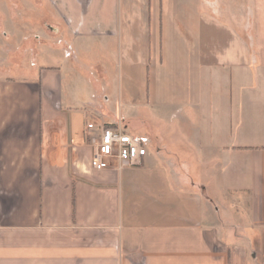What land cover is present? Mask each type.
I'll list each match as a JSON object with an SVG mask.
<instances>
[{
    "label": "crops",
    "instance_id": "0c3cea01",
    "mask_svg": "<svg viewBox=\"0 0 264 264\" xmlns=\"http://www.w3.org/2000/svg\"><path fill=\"white\" fill-rule=\"evenodd\" d=\"M179 1L219 10L229 44L203 50L200 24L201 43L180 46L194 55L176 103L152 76L167 66V0L140 14L123 0H47L56 62L0 76V264H264V48L251 55L250 0ZM235 26L247 42L231 44ZM111 50L140 73L129 103ZM92 122L147 138L142 165L94 171Z\"/></svg>",
    "mask_w": 264,
    "mask_h": 264
},
{
    "label": "rangeland",
    "instance_id": "374dc122",
    "mask_svg": "<svg viewBox=\"0 0 264 264\" xmlns=\"http://www.w3.org/2000/svg\"><path fill=\"white\" fill-rule=\"evenodd\" d=\"M126 1L128 0H125V2L123 0V3L119 6L120 11H124L123 13L126 11H132V13L136 11L138 14H140V12L145 13V11H148V7H152V4L147 3L146 0H141V2H137L138 9H136L134 4H126ZM179 2L181 1L167 0V3L164 5V21L167 31L164 46L166 49L167 66L163 70L157 68L152 75L154 78L155 76L158 78V76L161 75L159 77L161 84L158 83V85H162L161 88L168 92L170 101L174 100L176 103L179 89L184 88L179 79L180 71L178 68H182L183 66L191 67L189 63H191L192 60L188 61L187 58L194 55L193 52H181L180 46H189L190 44L202 42L203 50H205L210 44L211 37L212 40L216 38L219 45H224L226 44L225 30L228 22L226 18L224 19L221 16L219 10L217 12L213 11L212 8H210L211 5L202 4L201 7H198L199 5L195 3ZM129 7L132 10H130ZM182 8L186 9V13L182 11ZM195 9H198V11L201 10L203 15L202 21L195 16ZM250 12L253 19L251 18L249 38L250 41L253 42H251V48L253 49L251 50V55L254 56L257 54L259 55V51L264 48V0H250ZM214 14H217L218 17L217 31L218 29L219 31L215 36H210V20L214 17ZM54 22L55 14L51 10L47 0H0V76L22 79L28 77V74H26L24 70L27 71L29 65L32 63L37 64V62H40L41 65L45 66L53 62L55 63L57 53L49 47V36ZM158 23L159 18H157V26H159ZM200 24L202 25L203 32L201 42H199L200 36H195L196 32H194L200 27ZM139 28L140 27H138V29ZM232 34H230L233 36L232 45L236 43L237 39H244V41L247 42V37L241 35L240 26H235V31ZM112 45H116V49L117 47L119 48L116 42L115 44L112 42ZM140 48L138 50H140ZM112 51L113 50L110 51L109 56L113 57L115 63L111 62L107 55L110 72L113 74L114 78L123 76L124 80L127 81L123 85H120V89L122 88L120 94L124 98V102L129 103L128 88L130 87V79L133 77L136 79L139 78L140 73H138L139 71L134 72L132 68H124V70H121V68H119V63L121 62L119 57H117L119 54L114 55L117 51L114 53ZM61 54L62 52L58 53V58H60ZM132 54L136 55L139 60L138 63H141L140 55H145V51L142 49L138 53L137 50H134ZM202 54L204 55L206 52L203 51ZM181 55L183 56L182 59ZM32 57L35 59L33 60ZM185 60L186 62L184 63ZM115 92H117V90ZM127 110L129 109H124L125 114L128 113ZM83 117V114H81V126L86 127V120ZM152 118L154 123H158L153 116ZM88 143L92 146L91 139Z\"/></svg>",
    "mask_w": 264,
    "mask_h": 264
},
{
    "label": "built area",
    "instance_id": "2783aa9c",
    "mask_svg": "<svg viewBox=\"0 0 264 264\" xmlns=\"http://www.w3.org/2000/svg\"><path fill=\"white\" fill-rule=\"evenodd\" d=\"M89 130L98 134L91 139L93 154L91 168L96 172L122 171L141 166L149 155L148 139L129 132L123 125L88 124Z\"/></svg>",
    "mask_w": 264,
    "mask_h": 264
},
{
    "label": "trees",
    "instance_id": "16d2710c",
    "mask_svg": "<svg viewBox=\"0 0 264 264\" xmlns=\"http://www.w3.org/2000/svg\"><path fill=\"white\" fill-rule=\"evenodd\" d=\"M85 180H83V182H84Z\"/></svg>",
    "mask_w": 264,
    "mask_h": 264
}]
</instances>
